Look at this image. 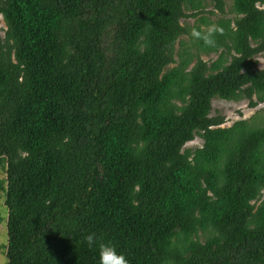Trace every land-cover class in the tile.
<instances>
[{
  "label": "trees",
  "instance_id": "obj_1",
  "mask_svg": "<svg viewBox=\"0 0 264 264\" xmlns=\"http://www.w3.org/2000/svg\"><path fill=\"white\" fill-rule=\"evenodd\" d=\"M229 6L0 0L5 264H97L88 232L128 264H264V114L210 116L264 102V0Z\"/></svg>",
  "mask_w": 264,
  "mask_h": 264
},
{
  "label": "rangeland",
  "instance_id": "obj_2",
  "mask_svg": "<svg viewBox=\"0 0 264 264\" xmlns=\"http://www.w3.org/2000/svg\"><path fill=\"white\" fill-rule=\"evenodd\" d=\"M208 3V2H207ZM230 0H224V16L232 17L231 14H228L227 11L230 8ZM264 8V7H263ZM208 11H214V15H209ZM205 16L209 17L211 21L217 19L221 15L213 8L212 3H208L206 7ZM195 18H189L186 20H181L182 24L185 25L188 29L194 26ZM0 35L3 36V21L0 18ZM182 39H188V37L183 36ZM178 47V43L175 45V48ZM217 54L211 53L209 55H202V59L205 61L214 60ZM256 60V69L264 68V52L255 56ZM257 112L258 116L264 114V102L258 104L256 107H249L248 100L241 99L239 101H225L221 99H212L211 101V112L210 116L220 115L224 118L223 125H230L236 120L239 119H248L253 116L254 113ZM202 140L199 137H195L192 141L187 142L184 147L185 148H195L200 147ZM5 189V163L2 162V158H0V264H5V248L7 242V230H6V219H7V211L5 206L3 205V196Z\"/></svg>",
  "mask_w": 264,
  "mask_h": 264
},
{
  "label": "clouds",
  "instance_id": "obj_3",
  "mask_svg": "<svg viewBox=\"0 0 264 264\" xmlns=\"http://www.w3.org/2000/svg\"><path fill=\"white\" fill-rule=\"evenodd\" d=\"M223 29L215 23H209L201 28H192L190 36L195 41H200L204 46L216 47V35L222 34ZM83 244L94 249L97 257V264H128V260L123 253L117 252L114 245L103 239L95 232L83 234Z\"/></svg>",
  "mask_w": 264,
  "mask_h": 264
}]
</instances>
